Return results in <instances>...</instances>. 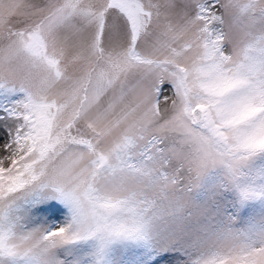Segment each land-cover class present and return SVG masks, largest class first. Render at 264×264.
<instances>
[{
	"label": "snow or ice",
	"instance_id": "1",
	"mask_svg": "<svg viewBox=\"0 0 264 264\" xmlns=\"http://www.w3.org/2000/svg\"><path fill=\"white\" fill-rule=\"evenodd\" d=\"M0 264H264V0H0Z\"/></svg>",
	"mask_w": 264,
	"mask_h": 264
}]
</instances>
